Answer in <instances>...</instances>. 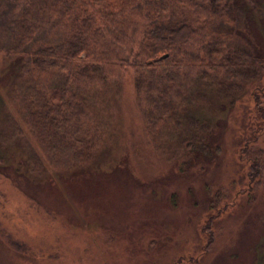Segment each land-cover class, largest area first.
<instances>
[{"label":"rangeland","instance_id":"obj_1","mask_svg":"<svg viewBox=\"0 0 264 264\" xmlns=\"http://www.w3.org/2000/svg\"><path fill=\"white\" fill-rule=\"evenodd\" d=\"M258 14L239 25V40L264 56ZM17 69L0 54V264H264V118L251 97L264 109V70L233 105L198 107L214 133L210 153L194 157L174 152V125L146 124L127 75L95 111L94 160L66 172L48 163L17 113ZM9 113L21 136L9 133ZM247 155L260 171L250 173Z\"/></svg>","mask_w":264,"mask_h":264},{"label":"trees","instance_id":"obj_2","mask_svg":"<svg viewBox=\"0 0 264 264\" xmlns=\"http://www.w3.org/2000/svg\"><path fill=\"white\" fill-rule=\"evenodd\" d=\"M0 7V54L18 66L17 113L48 163L66 172L94 160L102 145L95 111L127 75L146 124L174 125V152L194 157L210 153L214 133L198 107L233 105L264 70L261 50L246 36L241 45L238 29L264 15L263 0H0ZM6 125L11 136L23 134L10 113ZM246 158L250 173L260 171L258 159Z\"/></svg>","mask_w":264,"mask_h":264},{"label":"flooded vegetation","instance_id":"obj_3","mask_svg":"<svg viewBox=\"0 0 264 264\" xmlns=\"http://www.w3.org/2000/svg\"><path fill=\"white\" fill-rule=\"evenodd\" d=\"M261 89H263V88H261ZM256 90H257V89H256ZM251 97H253V99H254V103L256 104V108H257V109H256V112H257L256 115L258 116L259 114L263 113V110H264V109H262L261 106L259 105V104H260V98H258V97H254V96H251ZM258 105H259L260 107H259ZM261 110H262V111H261ZM254 114H255V113H254ZM255 132H256V131L252 132V134H253V133L255 134ZM245 145H246V144H245Z\"/></svg>","mask_w":264,"mask_h":264}]
</instances>
